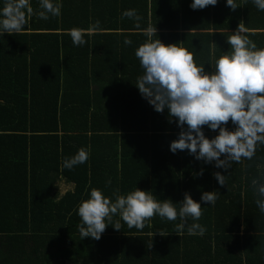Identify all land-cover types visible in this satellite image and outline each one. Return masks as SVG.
Returning <instances> with one entry per match:
<instances>
[{
	"label": "trees",
	"instance_id": "trees-1",
	"mask_svg": "<svg viewBox=\"0 0 264 264\" xmlns=\"http://www.w3.org/2000/svg\"><path fill=\"white\" fill-rule=\"evenodd\" d=\"M40 2L29 0L21 32L0 33V264H264V213L252 185L264 183V144L227 170L187 150L173 154L181 129L167 109L156 112L140 94L144 70L135 55L149 40L180 43L214 72L241 23V35L264 48V11L253 0H235V11L226 0L202 10H193L192 0H52L61 14L45 20ZM131 9L139 21L123 15ZM72 28L84 30L83 46L73 44ZM226 127L235 130L231 121ZM202 131L209 139L218 135L207 126ZM81 148L87 161L64 168ZM216 172L226 176L224 186ZM61 182L73 189L59 197ZM93 188L113 202L117 189L126 195L138 188L177 209L189 193L203 215L188 217L179 232V217L156 215L138 230L117 214L120 231L110 224L99 240L82 239L78 207ZM214 191V205L201 201ZM193 223L203 235L188 234Z\"/></svg>",
	"mask_w": 264,
	"mask_h": 264
},
{
	"label": "clouds",
	"instance_id": "clouds-1",
	"mask_svg": "<svg viewBox=\"0 0 264 264\" xmlns=\"http://www.w3.org/2000/svg\"><path fill=\"white\" fill-rule=\"evenodd\" d=\"M218 0H192L193 10L215 6ZM257 8L264 11V0H253ZM41 19H48V14L59 16L61 4H53L52 0H41ZM226 6L235 11L239 6L235 0H226ZM29 0H6L0 10V33L12 34L23 30L26 14L31 13ZM128 18L140 17L134 9L123 13ZM99 25V21L96 22ZM139 28V24L136 25ZM246 29L241 23L237 30L228 37L230 51L215 61V71L207 72L204 66H198L194 54L178 44L165 45L159 39L149 40L140 45L135 55L138 58L144 74L137 79L140 94L158 113L168 110L169 117L175 118L181 129L178 138L171 142L170 151H185L198 161L206 164L215 162V167L227 170L230 162H239L242 158L252 159L257 143L264 144V48L241 35ZM149 34H156V28L149 27ZM75 46H83L84 30L72 28L69 30ZM130 45L131 40H125ZM231 121L235 130L226 127ZM171 122V120H170ZM187 126L185 129L184 126ZM212 131L218 130L214 138H206L203 127ZM89 153L81 148L76 155L66 158L63 167L72 169L87 161ZM224 159H221V157ZM203 175V169L199 173ZM221 186L225 177L220 172L213 174ZM110 183V181H109ZM252 185L259 197L256 205L264 213V183L253 179ZM116 190L115 201L103 195L99 189H91L90 198L81 202L78 215L81 223L78 230L83 238L99 240L102 233L112 224L116 231L121 230L119 220L113 224V217L119 214L129 228L142 230L145 222L159 215L169 221L178 217L183 223L176 225V230L182 232L191 217L198 221L203 215L201 203L194 201L189 193L177 209L170 199L157 200L147 191L136 188L126 195H119ZM217 192H204L201 201L214 205ZM203 235V226L193 223L188 226V234ZM153 245H151L152 248Z\"/></svg>",
	"mask_w": 264,
	"mask_h": 264
},
{
	"label": "crops",
	"instance_id": "crops-1",
	"mask_svg": "<svg viewBox=\"0 0 264 264\" xmlns=\"http://www.w3.org/2000/svg\"><path fill=\"white\" fill-rule=\"evenodd\" d=\"M57 188H58L59 197H62L67 192H71L73 189L71 185H68L64 182L58 183Z\"/></svg>",
	"mask_w": 264,
	"mask_h": 264
}]
</instances>
